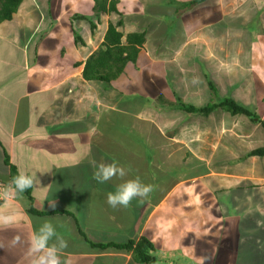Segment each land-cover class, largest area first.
Listing matches in <instances>:
<instances>
[{
	"label": "crops",
	"instance_id": "1",
	"mask_svg": "<svg viewBox=\"0 0 264 264\" xmlns=\"http://www.w3.org/2000/svg\"><path fill=\"white\" fill-rule=\"evenodd\" d=\"M37 1L23 0L0 23V181L8 192L0 199V264H32L40 253L31 238L45 221L56 233L48 245L57 236L67 244L59 264H140L130 252L97 245L122 242L123 231L188 264L235 263L244 220L264 223V154L252 152L264 147V126L225 108L204 115L181 103H209L210 61L220 95L213 101L233 98L264 119V0H204L193 8L191 0H118L119 12L101 14L93 0ZM43 18L51 20L45 29ZM118 21L124 41L129 32L146 33L136 61L110 82L87 80L86 59ZM132 124L157 148L140 168L152 174L147 184L157 196L112 208L106 196L122 178L99 183L92 174L100 163L134 165L140 138L122 141ZM6 155L33 178L30 197L14 191ZM126 171L127 179L134 166Z\"/></svg>",
	"mask_w": 264,
	"mask_h": 264
},
{
	"label": "trees",
	"instance_id": "2",
	"mask_svg": "<svg viewBox=\"0 0 264 264\" xmlns=\"http://www.w3.org/2000/svg\"><path fill=\"white\" fill-rule=\"evenodd\" d=\"M93 1L94 12L96 14L119 12L117 8L118 0ZM202 1L204 0H191L187 3V5H195ZM22 2L23 0H0V23L13 19ZM80 18L88 19V16H81ZM93 24L94 23L91 21L92 28L94 29L95 26ZM122 24L123 22L121 21H118L116 24L110 22L102 45L86 59L83 74L87 80L110 82L124 71L125 66L129 61H136L139 49L145 42V32H129L126 34V40L124 41V33L119 29ZM74 35L76 43L82 42V39L76 30L74 31ZM209 84L210 87H214L211 82ZM212 102L213 103H209L202 107L188 105L184 102H182L181 105L186 108L188 112H195L204 115L210 114L216 108H225L232 114H245L253 121H260L264 126V119H262L260 115L250 108L239 104L233 98L228 97L220 101ZM252 152L253 154L262 155L264 154V147L253 150ZM5 161L11 167V176L13 180L15 176L21 173H19L18 168L15 165L10 163V159L7 155ZM0 182L3 184L5 190V182ZM31 191L32 186L24 190L23 193L30 197ZM30 210L38 212L39 214H45L44 211L42 212L40 210H36L34 207ZM97 245L104 248L107 246H114L117 249L130 252L134 261L140 264L149 262H153L155 264L158 261V255L155 253L156 248L153 242L145 236H141L138 239L136 237H129L126 241L118 243H98Z\"/></svg>",
	"mask_w": 264,
	"mask_h": 264
},
{
	"label": "rangeland",
	"instance_id": "3",
	"mask_svg": "<svg viewBox=\"0 0 264 264\" xmlns=\"http://www.w3.org/2000/svg\"><path fill=\"white\" fill-rule=\"evenodd\" d=\"M28 1L32 2L33 4L38 3L37 0H28ZM40 1H42V0H39V2ZM199 3H201V2H199ZM172 5H174V4H172ZM163 6H164L163 9H167L171 5L167 4V6L166 5H163ZM193 6L194 5H191L190 7L193 8ZM192 8H189V10L192 9ZM37 10H38L37 13H40V10L39 9H37ZM147 10H149V8H147ZM168 12L169 11H167V14H168ZM150 13H152V12H150ZM190 13L191 12L188 11L189 15H191ZM179 14L181 15V12L177 13L176 15L179 16ZM168 18L171 19V17H168ZM50 21L51 20L49 18H43L42 25H43L44 29L46 28V26L51 24ZM4 22H6V21H4ZM79 23H80V21H76V24H79ZM53 25H54V23H53ZM252 25L253 24H251V26ZM231 26H232V28H234L235 31L240 29L239 27H237V25L235 23H233V25H230V27ZM253 28H258V26H255ZM145 37H146V33H145ZM232 47H234V46H232ZM156 48H157V45H156ZM234 49H235V47H234ZM223 54H225V52ZM237 55L239 56V54H237ZM236 60H239V58L236 59ZM206 64L209 66L208 70H205V73L207 74V75H205L206 83H208V82L210 83L211 82V84L214 85L213 88L211 87L212 97L209 96L210 97L209 103H213L212 101L213 100H217L220 97V95H219V92H218L219 90L217 89V84H215L214 79H213V75L210 72V68L213 66V62L207 61ZM229 77L231 78V75H229ZM170 84L172 86V82L171 81H170ZM155 100H157V98H155ZM160 101H162V100H160ZM178 103L179 102H175L174 106H176ZM166 104H169V102H167ZM123 124L125 125V127H127V123H123ZM70 125L71 124H64V125H62V127L63 128H68V127H70ZM113 126H115V125H110V123L103 124V127L106 128V129H108L109 127L112 128ZM135 126H136L135 124H132V127H133L132 128V134L133 135L130 136V134H128V131H126V133L123 134L122 141L125 142V141L129 140L131 137L136 140L139 137L140 139L138 141L139 142L138 147L136 146L135 147L136 150L134 151L138 155V157L135 156V155L133 156V159L135 160V161H133L134 165L131 164V160H129V159L128 160L125 159L124 161H126V162L121 164L126 170H127L128 167L131 168L132 166H134V171L129 172V175H128L127 179L125 177H123L122 180H128V179H133V178L139 177V179L144 184H147L149 182L147 177L150 178L152 176V174H148L147 173L148 174L147 175L143 169L142 170L140 169L141 167H144L143 166L144 165V160H141V157L143 155L145 157L149 156V158L151 160L152 157H150V156L157 153V148H156V146H154L153 142L147 141L148 139H146L145 136L140 135L139 133H141V131L136 129ZM145 126H147V124L143 123L142 127L145 128ZM154 131H156V130L154 129ZM137 132H139V133H137ZM105 138L106 137L103 136L104 141H105ZM100 146H102V148H106V149H110L111 148L113 150V152H115V150L120 148V146L118 144L116 145V144H112V143H110V144L109 143H105V144L101 143ZM96 147H98V145ZM125 157L130 158L131 156L129 155V157L128 156H125ZM137 160H138V162H137ZM137 164H139L138 166H139L140 171H138V168L135 169V166H137ZM157 191H158L157 189L154 190V192H152L149 195L148 198H152L154 196H157ZM135 201H136L135 199L132 200V202H135ZM91 220H92L91 223H92V225L94 227H97V226L101 225V223H102V221L99 220V219L95 220L94 218H91ZM244 223L248 224V228H247L248 232H247L246 235H244V236L242 235L243 237L240 238L239 245H238L237 252H236V253H238V255L235 258V263L233 261V262H229L228 264H264V230L262 229V226H264V223L262 224L261 220H259L258 218H252V220H246V221L244 220ZM131 224H133V221L131 222ZM239 232H240V234L242 233V228L239 229ZM130 235L131 234L129 233V231H127V232L123 231V233H121V235H119V237H117L118 241L119 240L126 241L129 238ZM122 236H125V239ZM224 247L225 246H223V248ZM232 254H234V253H232ZM158 256H159L160 260H158L155 264H188L186 259L185 258L180 259L179 258L180 255H178V254L176 255V254H170V253L163 252L162 254L158 253ZM233 257H234V255H232L231 258H233ZM170 258H173V260L170 259ZM101 262H102V260L100 261V263ZM72 264H74V262ZM75 264H79V263L76 261ZM82 264H85V261H83ZM142 264H154V263L153 262H149V263H142ZM203 264H205V263H203ZM206 264H210V263H206Z\"/></svg>",
	"mask_w": 264,
	"mask_h": 264
},
{
	"label": "clouds",
	"instance_id": "4",
	"mask_svg": "<svg viewBox=\"0 0 264 264\" xmlns=\"http://www.w3.org/2000/svg\"><path fill=\"white\" fill-rule=\"evenodd\" d=\"M127 175V171L123 166L113 162L111 164L100 163L96 166L93 173V178L99 183H105L113 177L123 178ZM15 186L16 193L23 192L33 184V178L25 174H18L12 180ZM153 186L144 184L139 177L123 180L121 183L114 186V190L107 193L106 202L112 208L128 207L130 202L139 198L141 201L146 199L152 192ZM8 194L7 189L4 192ZM54 207V204H50ZM10 217H3L4 223H8ZM56 235L53 225L45 221L41 227L33 234L31 238V251L33 253H40L32 261V264H59L57 253L67 246L66 241L57 236V244L48 245V241Z\"/></svg>",
	"mask_w": 264,
	"mask_h": 264
},
{
	"label": "built area",
	"instance_id": "5",
	"mask_svg": "<svg viewBox=\"0 0 264 264\" xmlns=\"http://www.w3.org/2000/svg\"><path fill=\"white\" fill-rule=\"evenodd\" d=\"M4 187L3 184L0 182V199L4 198Z\"/></svg>",
	"mask_w": 264,
	"mask_h": 264
}]
</instances>
